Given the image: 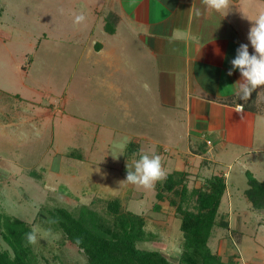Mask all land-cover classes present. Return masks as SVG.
Segmentation results:
<instances>
[{
  "label": "rangeland",
  "instance_id": "obj_1",
  "mask_svg": "<svg viewBox=\"0 0 264 264\" xmlns=\"http://www.w3.org/2000/svg\"><path fill=\"white\" fill-rule=\"evenodd\" d=\"M103 4L96 1L98 20L75 24L74 13H80V6L91 13L92 2L0 0V213L51 231L32 245L39 264H88L82 250L40 217L49 208L78 212L84 204L104 213L105 200L118 195L126 210L146 221L151 235L138 245L158 249L176 262L184 240L172 202L179 197L165 190L159 199L157 182L143 188L124 181L127 164L143 150L161 156L166 176L187 170L190 188L212 174H225L221 211L231 213V229H215L209 245L233 264H264V210L252 209L244 193L247 170L264 180V143L263 152L243 153L241 159H235L238 149L233 147L219 159L187 153L186 126L166 120L159 94L147 93L146 78L133 75L132 61L116 59L110 46L112 58L99 53L102 38L108 41ZM243 6L254 17L264 1ZM240 21L241 37L253 53L247 39L251 24ZM149 79L156 87L157 77ZM259 90L264 110V89ZM135 143L139 148L130 151ZM0 246L9 248L1 229Z\"/></svg>",
  "mask_w": 264,
  "mask_h": 264
},
{
  "label": "crops",
  "instance_id": "obj_2",
  "mask_svg": "<svg viewBox=\"0 0 264 264\" xmlns=\"http://www.w3.org/2000/svg\"><path fill=\"white\" fill-rule=\"evenodd\" d=\"M88 1L91 13L82 6L78 10L94 21L100 12L97 0ZM248 1L231 0L230 8L216 12L202 0H103V36L108 41L102 38L99 53L112 58L110 46L116 59L132 61L133 75L146 78L147 93L159 94L166 120L186 126L187 153L219 159L233 147L238 149L235 159H241L243 153L263 152L260 90L238 114L235 104L243 101L234 92L241 74L236 70L227 75L236 49L247 43L240 20L242 12H249L243 6ZM154 77L156 87L149 79ZM217 159L213 162L221 161Z\"/></svg>",
  "mask_w": 264,
  "mask_h": 264
},
{
  "label": "trees",
  "instance_id": "obj_3",
  "mask_svg": "<svg viewBox=\"0 0 264 264\" xmlns=\"http://www.w3.org/2000/svg\"><path fill=\"white\" fill-rule=\"evenodd\" d=\"M256 95V92L252 94ZM139 145L132 144L130 151L137 150ZM246 174L249 185L244 193L252 209L264 210V180L258 179L250 170ZM188 176L187 170H179L170 172L164 180L156 183L159 199L165 197V190L175 192L179 197L172 202L181 219L184 240L176 262L158 249L138 245L151 235L145 230L146 221L142 215L126 210L118 195L105 200L104 213L84 204L78 212L62 206L49 208L45 211L47 215L40 218L48 227L62 231L69 243L82 250L88 264H233L232 260L225 261L209 245L215 229H231L228 212L221 211L228 188L226 175L212 174L205 178L203 185L193 188L187 184ZM155 207L160 209L161 206L156 204ZM31 228L32 224L26 220L0 213L2 237L9 247L0 246V264H39L32 245L25 238Z\"/></svg>",
  "mask_w": 264,
  "mask_h": 264
},
{
  "label": "clouds",
  "instance_id": "obj_4",
  "mask_svg": "<svg viewBox=\"0 0 264 264\" xmlns=\"http://www.w3.org/2000/svg\"><path fill=\"white\" fill-rule=\"evenodd\" d=\"M202 3L207 9L216 12H222L231 7V0H202ZM242 13L251 24L247 39L254 52L250 53L248 43L240 44L236 49L235 57L230 61L232 67L227 72V75H232L238 70L241 74V78L235 83L234 92V98L243 101V103L235 104V111L238 114L243 113L245 103L254 92L264 89V8L260 9L254 17ZM85 20L86 16L83 12L74 13L75 24H81ZM165 178L166 172L161 156L141 150L139 158L132 164H127V175L124 181L143 188H152L156 182ZM49 222L55 223L53 220ZM51 235L50 230L41 232L40 228L34 225L31 231L25 234V238L29 244L35 245L38 243V238H47Z\"/></svg>",
  "mask_w": 264,
  "mask_h": 264
}]
</instances>
